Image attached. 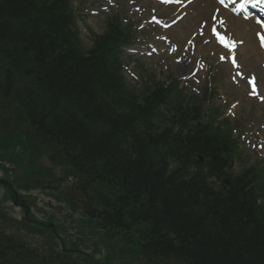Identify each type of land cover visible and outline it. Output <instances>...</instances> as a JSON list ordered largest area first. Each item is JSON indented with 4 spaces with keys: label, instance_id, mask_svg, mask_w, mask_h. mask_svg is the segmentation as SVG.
I'll return each instance as SVG.
<instances>
[{
    "label": "trees",
    "instance_id": "trees-1",
    "mask_svg": "<svg viewBox=\"0 0 264 264\" xmlns=\"http://www.w3.org/2000/svg\"><path fill=\"white\" fill-rule=\"evenodd\" d=\"M129 38L111 21L88 48L66 0H0V166L13 192L48 190L79 228L47 226L32 246V212L16 232L0 222V264H264V176L233 173L214 88L131 85Z\"/></svg>",
    "mask_w": 264,
    "mask_h": 264
},
{
    "label": "rangeland",
    "instance_id": "rangeland-1",
    "mask_svg": "<svg viewBox=\"0 0 264 264\" xmlns=\"http://www.w3.org/2000/svg\"><path fill=\"white\" fill-rule=\"evenodd\" d=\"M80 1V5L87 7L86 10L91 14L87 19L88 23L94 30L101 32L105 28V16L110 12L107 7L101 9L107 0ZM117 3L129 9L127 11L129 17L132 12L137 15V18L141 16L139 18L141 26L147 23L149 17L155 12L157 4L153 0H117ZM218 6L215 1L209 6L206 0H195L189 12L183 10L180 13V15L184 14L180 23L168 31L147 25L143 33L139 32L138 39H151L146 48L153 55L147 58L143 56L146 61L141 60L146 62L145 67L154 71L158 78L166 79L172 75L181 81L192 79L191 86L198 91H202L206 81L209 80V77L206 78L207 65H213L216 73L214 80L216 94L213 97V103L224 110L223 117H229L236 128V134L241 136L244 150L241 153V160L244 165L254 163L257 167L264 168V61L256 38L257 29L250 32L258 51L254 54L250 50L252 40L248 41L247 38L239 36V32L230 28L224 18L222 23L220 12L219 19L214 20L213 12L219 10ZM94 9H98L97 14ZM172 13H174L173 9L168 10L163 7L161 16L166 15V19L168 17L170 19L175 16ZM204 24L206 28L205 26L203 28ZM211 24L218 25L225 36L236 42L233 51L225 49L216 41L210 31ZM241 27L243 30L244 25ZM155 41L158 43L157 47H153L157 49L156 53L150 47ZM174 46L177 50H173ZM230 53L236 55L239 67L235 68L229 64L228 54ZM133 65L134 63L130 68ZM239 74L243 76L240 78ZM0 175H2L1 172ZM34 195L38 198L32 209H42L43 213L38 214L40 219L55 213L59 221L65 220L64 212L59 209L55 200L38 191L34 192ZM23 214V209L15 206L14 215L21 218ZM66 226L72 234L79 230L76 223L68 219Z\"/></svg>",
    "mask_w": 264,
    "mask_h": 264
},
{
    "label": "bare ground",
    "instance_id": "bare-ground-1",
    "mask_svg": "<svg viewBox=\"0 0 264 264\" xmlns=\"http://www.w3.org/2000/svg\"><path fill=\"white\" fill-rule=\"evenodd\" d=\"M211 0H209L210 2ZM221 14L223 17H225L227 19V25L232 28L235 29L236 31H238V35L239 36H243L244 38H247L248 41L249 39L252 40V45L250 47V50L252 51L251 53L257 54L258 51L256 49V45L254 43L253 38H251L250 36V32H252L253 29H258L260 27V29L263 31L264 26L261 25H257L254 19H248L247 21L245 20H240L238 17H234L232 16L229 12H227L226 10H221ZM240 24V25H239ZM241 25H244V29L242 30ZM259 26V27H258ZM259 29V30H260Z\"/></svg>",
    "mask_w": 264,
    "mask_h": 264
},
{
    "label": "snow or ice",
    "instance_id": "snow-or-ice-1",
    "mask_svg": "<svg viewBox=\"0 0 264 264\" xmlns=\"http://www.w3.org/2000/svg\"><path fill=\"white\" fill-rule=\"evenodd\" d=\"M221 3H223V0H221ZM259 22V21H258ZM213 31L216 32L215 28H213ZM216 36L218 37L220 43H222L227 48H235L236 42L232 40L230 37H227L219 32H216ZM261 40H262V46H264V33L260 34ZM254 82V77L252 78Z\"/></svg>",
    "mask_w": 264,
    "mask_h": 264
},
{
    "label": "water",
    "instance_id": "water-1",
    "mask_svg": "<svg viewBox=\"0 0 264 264\" xmlns=\"http://www.w3.org/2000/svg\"><path fill=\"white\" fill-rule=\"evenodd\" d=\"M225 185L227 186L228 189H230V185H229V183H226V182H225Z\"/></svg>",
    "mask_w": 264,
    "mask_h": 264
}]
</instances>
